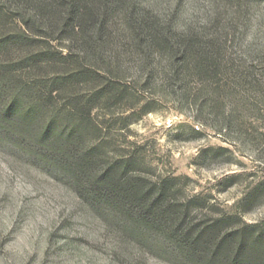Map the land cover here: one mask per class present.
Wrapping results in <instances>:
<instances>
[{
  "label": "rangeland",
  "instance_id": "obj_1",
  "mask_svg": "<svg viewBox=\"0 0 264 264\" xmlns=\"http://www.w3.org/2000/svg\"><path fill=\"white\" fill-rule=\"evenodd\" d=\"M137 1L160 14L175 9L179 23L193 24L217 9L233 12L236 3ZM246 1L236 16L240 48L264 51V0ZM14 28L0 26V33ZM21 53L6 50L0 62L17 63ZM122 60L117 75L129 95L113 92L119 100L109 93L95 97L101 79L73 91L31 93L35 103L48 101L34 125L54 114L58 127L79 131L65 155L26 131L0 127V264H264V108L258 112L256 101L243 106L237 94L221 99L219 108L199 110L195 80L182 95L162 85L156 69L145 84L136 56ZM16 69L25 86L61 68ZM229 102L236 109L228 116L229 108L222 109ZM108 170L149 193L147 204L164 189L154 209H164V218L155 211L142 218L121 200H105L108 191L98 180Z\"/></svg>",
  "mask_w": 264,
  "mask_h": 264
},
{
  "label": "trees",
  "instance_id": "obj_2",
  "mask_svg": "<svg viewBox=\"0 0 264 264\" xmlns=\"http://www.w3.org/2000/svg\"><path fill=\"white\" fill-rule=\"evenodd\" d=\"M141 2L0 0V26H15L10 32L0 33V53L11 48L22 50L17 63L0 62V127L16 134L26 131L34 142L65 155L78 130L58 127L54 124L57 119L54 114L45 124L34 125L41 106L48 101L35 103L31 93L44 90L52 95L73 91L80 83L101 79V85L94 90L95 97L113 92L129 95L117 75L123 70L122 56L138 58L145 84H150L153 69L159 71L162 85L168 84L182 95L186 94L184 87L189 85L188 80L198 82L193 98L199 110L205 106L219 108L221 99L228 101L237 94L242 95L243 106H253L256 101L254 108L258 106V112L264 108V59L260 58L264 51L250 49L251 44L240 48L242 37L236 32L239 31L236 16L243 13L246 0H235L233 12L227 8L219 14L215 10L200 24L179 23L175 9L160 14ZM56 48L62 53L56 54ZM119 49L120 54L116 53ZM17 66L61 69L36 76L32 85L22 86L14 76ZM121 85L125 86L123 90L118 88ZM73 103L77 105L78 100L73 98ZM233 105L227 103L222 112L227 107L228 116L231 115L236 109ZM227 124L225 131L231 127ZM110 172H103L98 180L99 188L108 191L103 196L105 200H121L128 208H137L142 218L146 217L145 213L154 216L157 212L159 220L164 218V209L154 210L162 205L164 189L147 204L149 193L135 183L111 177Z\"/></svg>",
  "mask_w": 264,
  "mask_h": 264
}]
</instances>
